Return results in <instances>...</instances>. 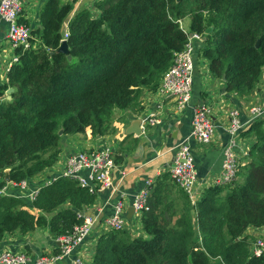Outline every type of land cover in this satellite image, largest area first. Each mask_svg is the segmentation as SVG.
<instances>
[{
	"label": "trees",
	"instance_id": "16d2710c",
	"mask_svg": "<svg viewBox=\"0 0 264 264\" xmlns=\"http://www.w3.org/2000/svg\"><path fill=\"white\" fill-rule=\"evenodd\" d=\"M68 22V52L59 51L72 5L46 0L32 46L0 85V186L29 179L58 160L62 137L112 132L114 112L154 90L187 39L179 20L202 34L200 54L227 92L252 93L264 66V0H97ZM207 27H212L205 33ZM257 41L259 45L256 46ZM68 55L70 57H68ZM8 88L12 92L6 93ZM62 130V134H59ZM255 141L242 180L208 187L193 206L164 173L150 187L139 235L101 234L93 264H264L249 256V226H264V120L242 132ZM95 194L71 178L43 185L32 201L0 196V241L46 227L58 236L83 220ZM181 201V203H180ZM36 209V212H31ZM195 209L193 221L191 211Z\"/></svg>",
	"mask_w": 264,
	"mask_h": 264
},
{
	"label": "crops",
	"instance_id": "0c3cea01",
	"mask_svg": "<svg viewBox=\"0 0 264 264\" xmlns=\"http://www.w3.org/2000/svg\"><path fill=\"white\" fill-rule=\"evenodd\" d=\"M19 1L22 5L19 20L28 26L30 32L40 28L39 13L46 0ZM60 1L72 5L70 16L63 25V32L68 30V22L78 10L87 8L93 14L98 13L94 5L97 0ZM187 18H182L180 23L184 30L190 32L189 24L186 29L183 27V22ZM188 22L190 23L189 18ZM7 34L8 24L0 18V85L6 82L5 68L14 53ZM194 44L191 100L184 109H179L173 98L161 95L158 84L154 90L145 89L137 106L114 112L112 132L93 136L91 130L86 129L84 133L64 135L58 160L29 179L27 189L19 190L10 184L6 187L5 195H16L24 200H29V195L37 192L46 180L59 176L63 172L65 159L69 154L79 150L97 149L103 145L112 147L115 161L113 187L96 192L93 204L84 211L85 215L95 217L91 234L76 252L52 264H70L75 253H87L92 258L98 237L107 232L103 229V220L113 214L114 206L119 200L123 199L126 202L125 216L131 228L137 233L141 231V218H137L133 212L127 211L131 207L132 196L144 185L145 180L151 178L156 181L164 173H168L167 170L173 162L177 146L183 141L190 148L198 178L195 200L188 197L194 206L204 190L210 185L211 180L220 172L223 159L222 148L229 140V135L225 130L227 123L225 113L231 107L239 110L240 118L245 122L244 129L239 136H236L238 138L235 140V149L240 156V168L236 180H242V172L250 160V150L255 141L254 137L243 135L242 132L250 126L248 124L249 108L252 106L264 108V67L252 93L238 96L234 92H227L226 89L224 91L223 83L211 75L208 61L200 54L199 47L202 43L195 41ZM198 102H207L213 106L212 117L216 125V134L206 145L197 143L190 135L192 108ZM154 111L159 112L160 122L154 126L146 125L144 119ZM258 119L264 120V114ZM83 175L86 173L84 172ZM36 211V209H31V212ZM195 214V209H192L193 221ZM260 229V227L249 226L244 235L253 239ZM55 237L46 227H40L26 234L15 230L4 235L0 241V251L7 248L24 252L31 264L38 256H52L59 251V243Z\"/></svg>",
	"mask_w": 264,
	"mask_h": 264
},
{
	"label": "built area",
	"instance_id": "2783aa9c",
	"mask_svg": "<svg viewBox=\"0 0 264 264\" xmlns=\"http://www.w3.org/2000/svg\"><path fill=\"white\" fill-rule=\"evenodd\" d=\"M21 10L22 5L19 0H0V18L8 24L7 37L11 47L14 49L13 55L7 62L6 72L18 60V54L15 50L17 48L26 50L32 46L30 41L32 34L28 26L19 20ZM179 24L181 26L180 20ZM184 32L187 33L186 42L180 50L173 53L171 63L162 73L158 83L159 93L165 97L173 98L179 109H184L191 100L194 74V42H201L203 40L200 33L189 32L187 30H184ZM67 36L68 32L64 31L61 42L66 41ZM212 114L213 106L207 102H198L192 108L190 135L199 144H209L216 134V125ZM263 114L264 108L260 106L250 107L248 111V124L251 125L252 122ZM225 117L227 119L225 130L229 135V140L222 148L223 159L220 172L211 180L208 187L233 184L238 177L240 156L235 149V140L238 138L236 136H239L240 132L244 129L245 122L241 120L239 110L234 107L226 111ZM144 121L149 126L157 125L160 122L159 112H152ZM114 167L113 149L110 145H103L97 149L79 150L69 154L65 159L64 170L59 176L71 178L80 187L86 188L91 194H95L96 192L113 187ZM84 172L86 175H83ZM167 172L173 182L190 199L195 200L198 189V178L190 148L184 141L177 146L173 162L170 164ZM59 176L46 180L44 185ZM29 179H22L18 182L7 181L5 185L0 186V196L5 195V189L9 184L24 191L27 189ZM154 182L151 178L145 180L144 185L132 196L131 207L133 208V215L137 218H141L143 212L148 209L147 197L150 187ZM36 193L29 195L30 201L35 198ZM126 208L127 205L123 199L115 204L113 214L105 217L103 220L104 231L124 230L129 231L133 236L140 234V231L137 233V231L131 228L125 216ZM94 222V216L84 215L83 220L75 224L69 232L55 237L59 243V251L56 254L52 256H38L31 264H52L76 252L91 234ZM260 228L259 233L250 241V257L259 258L264 256V226H260ZM92 258L87 253H75L71 258L70 264H93ZM0 264L30 263L26 253L5 248L0 251Z\"/></svg>",
	"mask_w": 264,
	"mask_h": 264
},
{
	"label": "water",
	"instance_id": "95a60500",
	"mask_svg": "<svg viewBox=\"0 0 264 264\" xmlns=\"http://www.w3.org/2000/svg\"><path fill=\"white\" fill-rule=\"evenodd\" d=\"M211 30H212V27H207L206 30H205V33L207 34V33H209ZM190 35H191V34H190ZM258 45H259V41H257V43H256V46H258ZM59 51H62V52H65V53L68 52L67 42H66V41H62V42H61V45H60V47H59ZM68 57H70V56L68 55ZM12 90H13L12 88H8L7 91H6V93L9 94L10 92H12ZM224 91H225V88H224ZM58 133H59V134H62V130H59ZM4 179H5V181H9V178H8V171H5ZM127 211H128V212H133V208L130 207V208L127 209ZM78 213H79V216H84V215H85L84 211H79Z\"/></svg>",
	"mask_w": 264,
	"mask_h": 264
},
{
	"label": "rangeland",
	"instance_id": "374dc122",
	"mask_svg": "<svg viewBox=\"0 0 264 264\" xmlns=\"http://www.w3.org/2000/svg\"><path fill=\"white\" fill-rule=\"evenodd\" d=\"M188 24H189V22H188V18H187V20H185L183 22V27L186 29V27L188 26ZM236 181H237V183H239V182H241V179L240 180H236ZM212 264H217V263L213 261Z\"/></svg>",
	"mask_w": 264,
	"mask_h": 264
}]
</instances>
